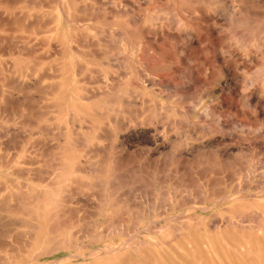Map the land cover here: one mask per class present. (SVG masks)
<instances>
[{
	"label": "rangeland",
	"instance_id": "rangeland-1",
	"mask_svg": "<svg viewBox=\"0 0 264 264\" xmlns=\"http://www.w3.org/2000/svg\"><path fill=\"white\" fill-rule=\"evenodd\" d=\"M0 264H264V0H0Z\"/></svg>",
	"mask_w": 264,
	"mask_h": 264
},
{
	"label": "bare ground",
	"instance_id": "bare-ground-1",
	"mask_svg": "<svg viewBox=\"0 0 264 264\" xmlns=\"http://www.w3.org/2000/svg\"><path fill=\"white\" fill-rule=\"evenodd\" d=\"M81 170V169H80ZM80 170L78 171V172H80ZM75 173V172H74ZM87 187V186H86ZM89 187V186H88ZM114 188V187H113ZM89 189H90V187H89ZM57 194V193H56ZM54 196V195H53ZM28 201V200H27ZM30 202V201H29ZM48 204V203H47ZM90 204V203H89ZM20 205V204H19ZM18 205V206H19ZM51 205V204H50ZM50 205H48V206H50ZM8 206V205H7ZM21 206V205H20ZM44 206V205H43ZM47 206V205H46ZM47 208V207H46ZM9 209V208H8ZM11 209V208H10ZM17 209V208H16ZM40 209V208H39ZM50 209V208H49ZM203 211V210H202ZM52 219V218H51ZM55 219V218H54ZM41 222V221H40ZM63 224H64V222H63ZM11 225V224H10ZM58 225V224H57ZM26 226V225H25ZM34 226H32V228H33ZM48 228H50V225H49V227ZM54 226L52 225V230H54ZM35 229V228H34ZM36 230V229H35ZM51 231V230H50ZM16 232V231H15ZM12 233V232H11ZM50 233V232H49ZM56 233V232H55ZM4 237V236H3ZM45 239V238H44ZM3 240V239H2ZM15 241V240H14ZM22 241V240H21ZM32 242V241H31ZM74 243V242H73ZM93 243V242H92ZM28 244V243H27ZM4 245V244H3ZM29 245V244H28ZM74 244H72V246H73ZM20 246V245H19ZM30 246V245H29ZM29 246H28V248H29ZM69 246V245H68ZM75 246V245H74ZM89 246H90V244H89ZM89 246H87V247H89ZM71 247V246H70ZM91 247V246H90ZM51 248V247H50ZM54 248H56V247H54ZM12 249V248H11ZM22 249V248H21ZM73 249H74V247H73ZM105 249V248H104ZM110 249V248H109ZM14 250V249H13ZM106 250V249H105ZM113 250V249H112ZM15 251V250H14ZM16 252V251H15ZM53 252H55V250H53V251H51V252H49V253H45L46 255L47 254H52ZM93 253V252H92ZM45 254H41V255H39V256H37V258L38 259H40V258H43L44 256H45ZM50 256V255H49ZM4 261H6V260H4Z\"/></svg>",
	"mask_w": 264,
	"mask_h": 264
}]
</instances>
